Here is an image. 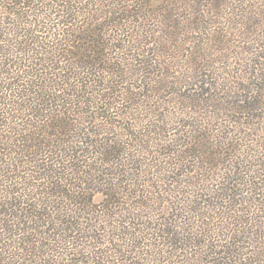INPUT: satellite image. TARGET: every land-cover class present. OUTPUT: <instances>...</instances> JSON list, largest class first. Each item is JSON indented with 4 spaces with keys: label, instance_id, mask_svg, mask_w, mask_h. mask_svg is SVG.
<instances>
[{
    "label": "trees",
    "instance_id": "16d2710c",
    "mask_svg": "<svg viewBox=\"0 0 264 264\" xmlns=\"http://www.w3.org/2000/svg\"><path fill=\"white\" fill-rule=\"evenodd\" d=\"M188 1L0 0V264H264V37L166 113Z\"/></svg>",
    "mask_w": 264,
    "mask_h": 264
},
{
    "label": "rangeland",
    "instance_id": "374dc122",
    "mask_svg": "<svg viewBox=\"0 0 264 264\" xmlns=\"http://www.w3.org/2000/svg\"><path fill=\"white\" fill-rule=\"evenodd\" d=\"M188 2H190V5H193L191 8H193L195 13H198L196 16L197 20L195 17H192L193 15L191 14H193V10L189 12L188 4H186L184 11L181 13L194 25L188 26L185 20H180L179 22L184 23L181 24L182 26L180 25L178 29L180 30L179 33L183 35L182 38L190 39L194 45L180 46L179 43H176V45L172 43V45L176 47L174 56L178 57L179 55V58L170 62L173 63L174 66L178 65V67L169 71L168 75L171 77L168 81H176L181 85L178 83L176 85L168 84L166 82L169 88L163 97L165 101H172L173 103L164 105L166 113L175 114L177 113V108L182 109L183 106V103H181L182 100L179 99L175 101V96L171 95L172 92H177L184 97L189 96L191 94L190 92L186 90L183 91L184 84L188 89H193L195 94H198L197 91L200 90L199 87L192 85V81L184 83L185 80H188L187 76H192V69H184V65L191 62V67L197 68L198 66L200 68L199 80H214V83L217 84V89L220 88V90H223L222 93L227 92V90L230 91L240 82V80L235 77H237L240 72L244 71L241 67H243L246 62H249L247 60L253 57L249 54L250 51H247L251 49V45L244 44V41H248L249 35H241L247 32L244 26L252 32L259 30L256 33L264 37V0H189ZM212 4L218 7L215 12L211 10ZM177 19L178 18H175V20ZM152 22L150 23L151 25ZM239 24L242 26L240 27ZM191 28H198L200 30L193 32ZM244 37L247 38L244 39ZM141 41L142 44H147L144 39ZM149 47L151 46H145V50L147 51ZM191 47L194 48L191 49ZM195 50L196 53L192 54ZM244 52H247V54L244 55ZM190 58L192 60H190ZM181 65H183V67ZM206 65H209L210 69L205 67ZM231 76H233V78H231ZM145 86L146 84L144 87ZM249 93L250 95H246V102L250 101V103H252V100H249L248 97L254 99L257 97V94L255 91L252 93L250 91ZM146 110L149 111L148 109ZM243 117L242 114V118Z\"/></svg>",
    "mask_w": 264,
    "mask_h": 264
}]
</instances>
